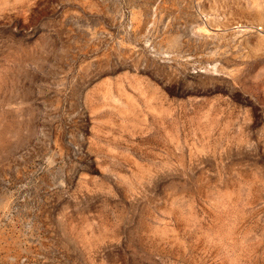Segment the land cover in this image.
I'll return each mask as SVG.
<instances>
[{"label":"rangeland","instance_id":"1","mask_svg":"<svg viewBox=\"0 0 264 264\" xmlns=\"http://www.w3.org/2000/svg\"><path fill=\"white\" fill-rule=\"evenodd\" d=\"M0 264H264V0H0Z\"/></svg>","mask_w":264,"mask_h":264}]
</instances>
